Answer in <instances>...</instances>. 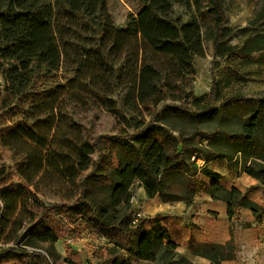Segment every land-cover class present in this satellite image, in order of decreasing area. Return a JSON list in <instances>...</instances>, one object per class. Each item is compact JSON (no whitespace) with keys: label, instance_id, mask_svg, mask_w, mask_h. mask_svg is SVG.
<instances>
[{"label":"trees","instance_id":"obj_1","mask_svg":"<svg viewBox=\"0 0 264 264\" xmlns=\"http://www.w3.org/2000/svg\"><path fill=\"white\" fill-rule=\"evenodd\" d=\"M106 1L0 0V58L15 60L24 70L33 62L57 71L75 69L87 88L83 90L87 96L94 91L106 96L118 84L129 101L138 100L146 111L167 97L182 100L195 110L194 114L188 109L163 112L154 125L143 131L136 153L116 146L118 166L109 168L94 184L91 175L87 177L77 201L90 198L91 187V195L100 192L105 206L100 208L99 217L108 229L118 221V209L129 207L131 188L138 182L148 199L158 198L169 204L184 202L190 207L196 194L203 193L223 202L227 216L232 218L234 208L242 206L245 197L238 189L223 187V176L207 164L216 158L230 162L239 155L243 172L264 185V100L239 124L238 131L225 132L218 109L203 106L204 97L195 98L180 90L193 59L204 56V44L194 16L183 23L173 19L171 13L175 4L194 6L200 13L201 0H139L143 7L132 30L114 25ZM207 1L212 24L222 31V0ZM63 95V88L54 92L49 111L42 104L34 107L39 115L52 117L46 130L20 129V137L11 132L28 151V172L21 173L25 183L35 190L42 185L74 186L81 173L90 169L100 172L92 161L97 144L84 140L71 120L63 126L67 118L62 113ZM211 95H215L214 89ZM143 126L141 121L136 128ZM198 137L204 140L196 142ZM7 178V171L0 166V264H58L61 256L54 245L63 235L59 219L35 193L24 194L21 185ZM248 205L253 211L259 207L253 201ZM144 223L140 220L136 230L120 229L121 241L116 247L139 261L193 264L177 257L176 242L158 220L149 230ZM191 250L209 264L230 262L235 257L232 240L224 244L193 243ZM63 263L75 264L72 258H65ZM103 264L130 263L111 256Z\"/></svg>","mask_w":264,"mask_h":264},{"label":"rangeland","instance_id":"obj_2","mask_svg":"<svg viewBox=\"0 0 264 264\" xmlns=\"http://www.w3.org/2000/svg\"><path fill=\"white\" fill-rule=\"evenodd\" d=\"M201 6V12L197 13L194 6L175 4L171 13L173 19H180L183 23L194 16L201 27L204 44V56L193 59L192 68L186 71L180 90L195 98L204 97L203 106L216 108L221 113L223 130L236 132L239 124L257 110L264 100V0H222V31L212 24L208 1L201 0ZM106 7L116 27L132 30L143 5L139 0H107ZM85 37L83 35V39ZM139 42L140 46L144 43L140 37ZM215 44L218 49H215ZM83 84L75 69L57 71L33 62L24 70L17 61L0 58V166L7 171L8 182L21 185L24 194L35 193L59 219L63 235L54 245V250L61 256L58 264H64L65 258H72L75 264H103L111 256L130 264H160L139 261L126 250L116 247V242L121 241L118 233L120 229L136 230L137 226L133 225L132 220L137 212L145 216L143 227L147 230L156 220H161L162 226L170 228L172 240L179 242V248L176 249L178 258L194 257L191 242L224 244L232 240L234 260L222 264H264V212L261 213L264 209V185L243 172L244 164L239 155L230 162L216 158L207 164L223 176L220 181L223 187L238 189L245 197L242 206L234 208L232 218L227 216L226 207L222 213L214 216L205 210L203 212V193L196 194L187 215L189 220L201 217L202 221L198 224L190 221L180 225L182 220H177V215L171 212L146 215L141 209L142 188L138 182L131 188L134 203L129 201L127 209H118V221L108 229L99 217L100 208L105 206L100 192L91 195V187L88 191L90 198L84 197L77 201L83 193L80 186L87 177L91 175V183L94 184L109 168L118 166L114 153L116 146L136 153L143 131L154 125L163 112L188 109L192 114L195 113L190 104L169 97L146 111L138 100L129 101L125 89L118 84L106 96H99L95 91H89L91 96H87L83 93V90H87ZM59 88H63L64 93L62 113L67 115L63 126L71 120L79 127L84 140L97 144L92 161L98 164L100 172L90 169L81 173L74 186L42 185L35 190L22 178V170L28 172L25 171V164L31 161H28L25 154L28 151L17 137L18 130L38 127L44 131L48 128L52 117L39 115L34 107L42 104L49 111L54 92ZM213 89L214 96L211 95ZM72 94L74 96L71 97ZM141 121L144 126L137 129ZM184 132L192 133L189 129H184ZM172 134L177 136V132ZM203 140V137H198L195 141ZM199 164L201 167L205 165ZM249 201L257 203L259 207L253 211L248 205ZM176 205L173 203L172 206ZM177 221L178 224L168 225ZM24 226L29 227L28 224ZM177 226L178 230L191 232L193 238L184 232L180 235ZM211 231L217 232L216 235L213 236ZM205 236L211 241H204ZM49 247L44 245V248Z\"/></svg>","mask_w":264,"mask_h":264},{"label":"crops","instance_id":"obj_3","mask_svg":"<svg viewBox=\"0 0 264 264\" xmlns=\"http://www.w3.org/2000/svg\"><path fill=\"white\" fill-rule=\"evenodd\" d=\"M141 195H142V206L141 209L143 210V213L146 215H151V216H155L161 213H169L171 212V214L177 215L175 217H177V220H182V224L180 225H184L185 223H190V221H193V223H200L202 220L201 217H196V218H192V220H189V217H187V215H189V210L191 207H187L184 203H177L176 206H172L173 204H169V203H164L162 202L160 199L158 198H154V199H148L146 197V194L143 190V188L141 189ZM202 199H203V212L205 210V212H209L212 214V216H214L217 213H222L225 209V204L221 201H213L211 200L207 195L201 194ZM157 201V202H156ZM218 207V208H217ZM173 216V215H172ZM183 216V217H181ZM209 218L211 216H208ZM188 218V219H187ZM179 220V221H180ZM171 222L168 225L172 226L174 223L178 222ZM158 222L162 225L161 220H158ZM194 224V225H195ZM182 227V226H180ZM166 229L170 232V228L166 227ZM179 227L177 226V231H179L180 235H182L181 232H184L185 234H187L189 236L190 234V238H193V234H191V232L187 231L186 229H180L178 230ZM213 236L216 235L217 232H210ZM204 241H211V239H208L206 236L204 237ZM214 241V240H213ZM192 244L194 242H191ZM197 243V242H196ZM177 244V249L179 248V242L176 243ZM198 244V243H197ZM206 244V243H205ZM217 244H221L220 242H218ZM194 257H187L186 259H188L190 262H192L193 264H209V261L205 258H201L199 256L193 255ZM184 258V257H183Z\"/></svg>","mask_w":264,"mask_h":264},{"label":"built area","instance_id":"obj_4","mask_svg":"<svg viewBox=\"0 0 264 264\" xmlns=\"http://www.w3.org/2000/svg\"><path fill=\"white\" fill-rule=\"evenodd\" d=\"M130 203L133 204L134 203V199L131 198L130 199ZM145 219V216L143 214H141L140 212H137L134 217H133V220H132V223L134 226H137V224L139 223L140 220H144Z\"/></svg>","mask_w":264,"mask_h":264}]
</instances>
